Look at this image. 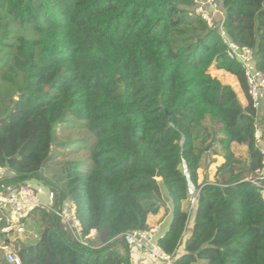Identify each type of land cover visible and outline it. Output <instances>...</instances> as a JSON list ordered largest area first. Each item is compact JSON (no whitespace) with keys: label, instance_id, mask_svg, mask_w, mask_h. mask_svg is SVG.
Returning <instances> with one entry per match:
<instances>
[{"label":"trees","instance_id":"16d2710c","mask_svg":"<svg viewBox=\"0 0 264 264\" xmlns=\"http://www.w3.org/2000/svg\"><path fill=\"white\" fill-rule=\"evenodd\" d=\"M220 1L223 34L264 73V0ZM193 4L0 0V180L34 179L54 208L73 203L96 245L70 242L53 212L34 207L39 235L16 250L22 264H132L124 234L149 228L162 193L171 215L156 242L172 264H264V203L246 180L263 166L256 111L219 26ZM212 64L236 76L246 106ZM76 148L85 158L54 159ZM48 162L55 170L42 175Z\"/></svg>","mask_w":264,"mask_h":264},{"label":"built area","instance_id":"2783aa9c","mask_svg":"<svg viewBox=\"0 0 264 264\" xmlns=\"http://www.w3.org/2000/svg\"><path fill=\"white\" fill-rule=\"evenodd\" d=\"M193 13L210 25H218L221 34L227 41L226 56L231 60H236L240 63L244 77L248 85L249 99L256 113L264 112V73L255 68L253 64L254 52L248 47L235 44L226 38L222 32L223 10L220 0H194L192 6ZM257 118V117H256ZM254 136L256 141L261 138L260 128L256 124L255 119ZM263 166L256 169L254 173L249 174L246 180L250 181L259 189L262 202L264 203V149ZM8 175V169L5 166H0V178ZM195 201V194L190 196V203ZM0 204L6 205L10 211L17 214H26L34 207H45L53 212L58 220V226L70 242L76 243L81 247L93 248L90 241V235H83L79 219L75 213V205L69 203L64 207L53 208L51 205L41 201L36 188L29 184H20L6 193H0ZM15 229L18 233L25 231L22 224H17L11 220L3 228L4 231ZM157 228L149 227L142 230H132L126 232L124 237L132 245L144 250L145 264H172V254L166 253L158 246ZM36 237V235H34ZM4 259L8 264H22L19 256L10 248L4 247Z\"/></svg>","mask_w":264,"mask_h":264},{"label":"crops","instance_id":"0c3cea01","mask_svg":"<svg viewBox=\"0 0 264 264\" xmlns=\"http://www.w3.org/2000/svg\"><path fill=\"white\" fill-rule=\"evenodd\" d=\"M209 73L213 77L217 78L221 83L230 85L235 90L242 106H246L248 104V98L246 97L245 93L242 91L240 84L235 75L223 69H217L214 64H212L211 67L209 68ZM256 117H257L256 121L258 123H261L262 120L264 121V112L258 111V113H256ZM260 131L261 133L263 132V137L260 138L261 140L260 142L262 145H264V126H262V128L260 127ZM260 148L264 149V146L262 147L260 146ZM29 183L36 187L41 201L45 204L51 205L52 207L53 196L52 193L49 191V188L46 185L34 179L30 180ZM14 187L15 184L5 183L0 180V193H6L12 190ZM162 194L166 200L165 201L166 205L161 207V209H163V213H161V215L159 214L161 212L160 209L156 214L149 215L147 222L149 227L155 225L156 227L159 228L157 232V236L161 235L167 229L168 226L165 228L164 231L161 230L162 229L161 227L165 225V223H167L168 220L170 221V215H171L170 202L164 196L165 194L164 193ZM66 205L67 204H64L61 207H64ZM150 218H153L155 220V222L153 221L154 222L153 224L150 223L151 220ZM10 220L17 224H22L25 231L23 233H18L16 232L15 229H12L10 231H4L3 228ZM169 221L167 225H169ZM34 235H36V237ZM38 235H39V227L34 221V219L31 218V216H29L28 213L17 214L10 211V208L8 206L0 204V264H8L5 262L4 259V249H3L4 247L10 248L16 253V250L21 244H28L34 241L38 237ZM130 251L133 256V258L131 256L132 264H141L143 260L144 252L137 247H132Z\"/></svg>","mask_w":264,"mask_h":264},{"label":"rangeland","instance_id":"374dc122","mask_svg":"<svg viewBox=\"0 0 264 264\" xmlns=\"http://www.w3.org/2000/svg\"><path fill=\"white\" fill-rule=\"evenodd\" d=\"M264 108V107H263ZM256 124H257V126L260 128H262V126H264V121L262 120L261 121V123H258L257 121H256ZM71 130H68V129H65V130H62V133L65 135V134H67V133H71V134H77V127H75L74 126V128L73 127H71L70 128ZM262 146H264V145H262L261 144V147ZM76 147V146H75ZM77 149V148H76ZM232 149H233V151L235 152V154H237L238 156H240V157H244L245 156V150H244V148L242 147V146H239V145H236V144H233L232 145ZM66 151V152H65ZM64 151V153H65V156H63V154L62 155H56L55 157H54V159L56 160V162L58 163V161L59 162H63L64 160H66V158H68V159H75V158H80V157H84L85 156V152H84V150L83 149H81V148H79V149H77V150H75V151H70V150H65ZM85 158V157H84ZM216 158V160L217 161H220L219 159V157L218 156H216L215 157ZM53 159V160H54ZM48 165H45V167H43L41 170H40V173L43 175V174H47V173H50V172H52V171H54L55 169V166H56V163H51V162H48L47 163ZM61 164V163H60ZM208 172H207V174L208 175H212V173H213V171H214V168H213V165H211L209 168H208V170H207ZM199 175H200V180L202 181L203 180V178H204V172H205V165L203 164L202 165V167L200 168V170H199ZM190 195H193L195 192H194V189H193V187L192 186H190ZM190 198V197H189ZM193 204H191L190 203V201H189V204H188V208H189V211L191 210V206H192ZM52 207H53V205H52ZM54 208V207H53ZM161 209V208H160ZM159 209V210H160ZM48 210V209H47ZM161 213H163V209H161V212L159 213L160 215H161ZM158 216V215H157ZM151 220H150V223H154L155 222V220L153 219V218H150ZM154 221V222H153ZM169 221V220H168ZM168 221H167V223H168ZM147 222H148V220H147ZM157 223V222H156ZM167 223H165V225H163L161 228V230H165V228L168 226L167 225ZM150 227H155V228H157V230L159 229L158 227H156L155 225H152V226H150ZM140 249V248H139ZM142 250V249H141ZM142 251H144V250H142ZM131 256H132V254H131ZM132 258H133V256H132ZM144 259H145V257L143 256V260H142V262H141V264H145V261H144Z\"/></svg>","mask_w":264,"mask_h":264},{"label":"clouds","instance_id":"9594fccd","mask_svg":"<svg viewBox=\"0 0 264 264\" xmlns=\"http://www.w3.org/2000/svg\"><path fill=\"white\" fill-rule=\"evenodd\" d=\"M191 196V195H190Z\"/></svg>","mask_w":264,"mask_h":264},{"label":"water","instance_id":"95a60500","mask_svg":"<svg viewBox=\"0 0 264 264\" xmlns=\"http://www.w3.org/2000/svg\"><path fill=\"white\" fill-rule=\"evenodd\" d=\"M9 161V160H8Z\"/></svg>","mask_w":264,"mask_h":264}]
</instances>
